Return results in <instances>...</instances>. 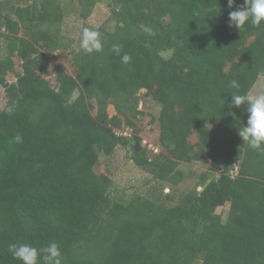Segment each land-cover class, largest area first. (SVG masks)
Instances as JSON below:
<instances>
[{
    "label": "trees",
    "instance_id": "trees-1",
    "mask_svg": "<svg viewBox=\"0 0 264 264\" xmlns=\"http://www.w3.org/2000/svg\"><path fill=\"white\" fill-rule=\"evenodd\" d=\"M74 1L85 19L108 3L114 26L92 30L100 50L67 48L60 0H0V264H22L9 244L52 242L63 264H264V151L238 135L246 105L230 107L264 76V23L228 26L243 0L233 9L227 0ZM68 49L76 72L55 63L54 86L51 55ZM144 88L161 105V150L150 158L134 145V163L171 188L118 200L97 165L118 146L141 143L120 129L141 114ZM207 159L218 163L215 178L176 188L180 161Z\"/></svg>",
    "mask_w": 264,
    "mask_h": 264
},
{
    "label": "rangeland",
    "instance_id": "rangeland-1",
    "mask_svg": "<svg viewBox=\"0 0 264 264\" xmlns=\"http://www.w3.org/2000/svg\"><path fill=\"white\" fill-rule=\"evenodd\" d=\"M14 3L17 0H12ZM63 6L65 7V18L62 25V36L64 44L67 48H72L73 45L78 44L83 35L85 28L93 30L94 28L104 26L107 28H112L114 26V21L111 18V10L106 2L98 3L92 13L85 19L80 17V7L74 0H60ZM26 2V0H23ZM5 32L4 30H2ZM22 32L20 35H24ZM4 39L0 37V52L4 53L2 44ZM68 49V53H65L63 50L56 51L51 55L50 71L47 74V77L51 81V84L57 86V80L53 72V66L55 63L64 64L67 68V71L70 73H75L76 68L72 65L71 52ZM70 52V53H69ZM16 70L18 72L22 71L21 60L16 59ZM9 81H15L16 75L10 73L8 75ZM253 94H262L264 93V76H260L250 91ZM139 104L138 109L141 110V114L137 115L133 121L134 125L129 126L130 129L126 131L129 137H139L141 139V149L145 150V154L150 158H153L160 150L161 146L159 144V134L160 126L158 121L159 111L161 105L155 101V99L147 93V90L141 89L139 94ZM6 98L4 89L1 87V100L0 106L5 105ZM109 115L112 116L116 114V109L114 105H108ZM96 114V111H93ZM191 142L195 143L198 141V135L193 134L190 136ZM137 142L135 139H132L131 144L128 146H118L115 152L111 156L101 155L100 161L97 165V169L100 172H106L110 175L114 183L110 189V194L113 198L118 200L127 201L134 194L143 193L145 194L151 186H158L163 188L164 192H169L171 185L170 183L158 182L154 176L143 169V167L134 163V152L133 146ZM159 150V151H157ZM169 152V151H166ZM218 163L213 162L210 159L205 161H194V162H184L180 161L178 168L183 171L185 178L183 180L177 181V186L180 191L189 189L194 186V184L202 178L203 174L208 175L212 178H215L218 175V170L216 167ZM202 186H198L200 191ZM218 213L222 212L224 220L227 217V211L225 209L219 208Z\"/></svg>",
    "mask_w": 264,
    "mask_h": 264
},
{
    "label": "clouds",
    "instance_id": "clouds-1",
    "mask_svg": "<svg viewBox=\"0 0 264 264\" xmlns=\"http://www.w3.org/2000/svg\"><path fill=\"white\" fill-rule=\"evenodd\" d=\"M235 5L236 0H227L229 9H233ZM248 22L255 27L264 23V0H243V4L239 8L230 11L228 14L227 23L229 27L240 30ZM100 48L101 43L98 39V33L85 28L78 51L92 53L94 50H100ZM114 51L119 54V46L114 45ZM121 59L124 63H127L130 56L124 54ZM231 86L233 88L239 87L238 82L235 80L231 81ZM242 105H246L248 117L245 125L238 128V135L250 148L264 151V93L253 94L250 92L245 95L234 94L231 96L230 107L239 108ZM128 129L130 127L125 128L126 131ZM120 132L125 131L120 129ZM16 139L19 142L20 137L17 136ZM8 251L14 259L20 260L22 264H63L60 247L55 242L40 248L24 243H13L9 244Z\"/></svg>",
    "mask_w": 264,
    "mask_h": 264
},
{
    "label": "water",
    "instance_id": "water-1",
    "mask_svg": "<svg viewBox=\"0 0 264 264\" xmlns=\"http://www.w3.org/2000/svg\"><path fill=\"white\" fill-rule=\"evenodd\" d=\"M140 149H141V145L139 143H136L135 144V150L140 151Z\"/></svg>",
    "mask_w": 264,
    "mask_h": 264
},
{
    "label": "built area",
    "instance_id": "built-area-1",
    "mask_svg": "<svg viewBox=\"0 0 264 264\" xmlns=\"http://www.w3.org/2000/svg\"><path fill=\"white\" fill-rule=\"evenodd\" d=\"M120 133H121V134H125V135L128 134L126 131H125V132H120ZM157 151H158V150H157Z\"/></svg>",
    "mask_w": 264,
    "mask_h": 264
}]
</instances>
